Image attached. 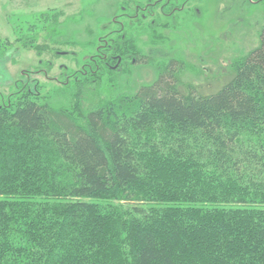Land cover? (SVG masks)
<instances>
[{"label": "trees", "instance_id": "16d2710c", "mask_svg": "<svg viewBox=\"0 0 264 264\" xmlns=\"http://www.w3.org/2000/svg\"><path fill=\"white\" fill-rule=\"evenodd\" d=\"M183 66L79 118L0 107V264H264V26L213 93H182Z\"/></svg>", "mask_w": 264, "mask_h": 264}, {"label": "rangeland", "instance_id": "374dc122", "mask_svg": "<svg viewBox=\"0 0 264 264\" xmlns=\"http://www.w3.org/2000/svg\"><path fill=\"white\" fill-rule=\"evenodd\" d=\"M135 3L146 9L145 16L140 11L139 22H127L120 14L132 16ZM161 5L160 0H0V107L34 98L79 118L94 105L151 84L168 60L184 64L177 76L182 93L193 87L210 94L259 44L264 0H191L171 17L159 13ZM119 29L149 63L133 65L119 55L120 64L107 67L115 54L104 49L120 37ZM29 41L47 49L38 55ZM99 52L107 55L106 64L96 59ZM82 74L88 83L78 80ZM11 153L0 147L2 157ZM33 179L17 173L12 186Z\"/></svg>", "mask_w": 264, "mask_h": 264}, {"label": "flooded vegetation", "instance_id": "af4514ba", "mask_svg": "<svg viewBox=\"0 0 264 264\" xmlns=\"http://www.w3.org/2000/svg\"><path fill=\"white\" fill-rule=\"evenodd\" d=\"M162 1V5L160 6V7H158V11H159V13L160 14H162V15H166V16H170L171 15V13L172 14H175V13H180V12H182V10L185 8V4H186V2H190L191 0H160V2ZM180 5V6H179ZM124 10V9H123ZM145 12L146 11V9L144 8V7H142V6H138V5H136V3L134 4V6H133V8L131 9V12H133V15L132 16H130L128 13H126V12H122L121 14H120V16L122 17V19L124 18L125 20H128V19H130L131 21V23H134V22H139L138 20L140 19V16H139V12ZM176 15V14H175ZM144 16H145V13L144 14H142L141 15V18H144ZM171 17V16H170ZM126 18H128V19H126ZM127 22H129V20L127 21ZM113 24L114 25H118L119 27H123V24L124 23H121L120 21H118V20H113ZM122 29V28H121ZM119 32H120V29H119V31H117V35L119 34ZM122 33L120 32V35H121ZM122 36V39L124 38V36H123V34L121 35ZM116 43V40L113 38L112 40H110V44H108V46H107V48L106 49H104V50H107L108 52L107 53H109V54H115L113 51H115V48H114V44ZM100 48H102V47H100ZM100 53V52H99ZM118 55V56H117ZM119 55L120 54H115V55H112L111 56V60H110V62L107 64V67L108 68H115L116 66H118L119 64H120V62H121V59L120 58H118L119 57ZM107 55H103L102 53H100V54H96L95 55V57H97L96 59H100V63H102V62H104L105 64H106V60H105V58H107L106 57ZM126 56V55H125ZM127 57V56H126ZM129 58V61L134 65L135 63H137L136 61H137V59H135V56L134 57H128ZM96 59L95 60H92L93 61V63L94 64H96L97 65V61H96ZM101 60H102V62H101ZM169 61V60H168ZM167 61V62H168ZM113 62H115L113 65H112V63ZM166 62V63H167ZM98 65H102V64H98ZM106 67V68H107ZM97 68H99V66H97Z\"/></svg>", "mask_w": 264, "mask_h": 264}]
</instances>
